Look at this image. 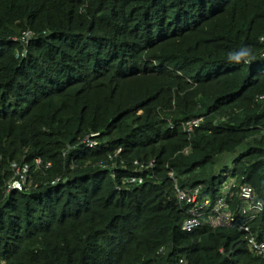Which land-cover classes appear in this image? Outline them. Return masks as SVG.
<instances>
[{"label": "trees", "instance_id": "trees-1", "mask_svg": "<svg viewBox=\"0 0 264 264\" xmlns=\"http://www.w3.org/2000/svg\"><path fill=\"white\" fill-rule=\"evenodd\" d=\"M262 36L264 0H0V264H264L243 232H184L167 177L212 200L233 182V212L246 184L264 225ZM135 160L155 179L122 186ZM13 162L28 178L6 193Z\"/></svg>", "mask_w": 264, "mask_h": 264}, {"label": "built area", "instance_id": "built-area-1", "mask_svg": "<svg viewBox=\"0 0 264 264\" xmlns=\"http://www.w3.org/2000/svg\"><path fill=\"white\" fill-rule=\"evenodd\" d=\"M261 42L264 49V41L261 40ZM199 123V120H193L188 123L187 132L198 127ZM99 136V133L88 134L83 139L82 144L87 149H94L99 146V141L97 140ZM126 162L127 161L121 156V149H118L113 155L108 157L104 167L106 170L111 171V176H115L114 171L122 169ZM36 165H40L39 160H36ZM133 166L137 168L138 173L147 171V175L145 177L141 175L122 176V186L140 185L148 179H155L153 173L155 167L154 160L148 163L135 160L133 161ZM10 167L13 172V177L6 184V193L10 191L21 192L28 178L29 167L27 164L19 165L15 162L11 163ZM48 167H50V163H47L46 168ZM167 177L173 182L175 197L178 203L184 208L187 215L186 220L181 226L184 232L190 233L196 228H199L202 223H205L211 228L234 229L244 233L247 249L253 258H264V225L258 226L256 231H252L250 227L251 220L255 219L257 214L263 210V207L255 203L254 192L250 186L242 184L238 187L236 195L239 196L241 204L236 211L233 212L228 208L226 203V201L233 196V193H230V189L234 187L233 182L226 183L222 188L223 193L212 200L208 196L201 195V185L191 189L179 188L173 170L168 172ZM59 181L61 180L55 179L51 184H56ZM220 252H223V250L221 249Z\"/></svg>", "mask_w": 264, "mask_h": 264}, {"label": "clouds", "instance_id": "clouds-1", "mask_svg": "<svg viewBox=\"0 0 264 264\" xmlns=\"http://www.w3.org/2000/svg\"><path fill=\"white\" fill-rule=\"evenodd\" d=\"M260 39L264 41V36ZM253 60H255L254 50L249 45L238 47L227 54V61L230 64H251Z\"/></svg>", "mask_w": 264, "mask_h": 264}, {"label": "rangeland", "instance_id": "rangeland-1", "mask_svg": "<svg viewBox=\"0 0 264 264\" xmlns=\"http://www.w3.org/2000/svg\"><path fill=\"white\" fill-rule=\"evenodd\" d=\"M242 150H246V147L244 146V147H242V148H239V150H238V152H241ZM235 159V157H231V158H229L227 161H225V163H226V165H227V167H228V169H231V164H232V161ZM231 179L230 178H227V181L226 182H228V181H230ZM222 191V190H221Z\"/></svg>", "mask_w": 264, "mask_h": 264}]
</instances>
